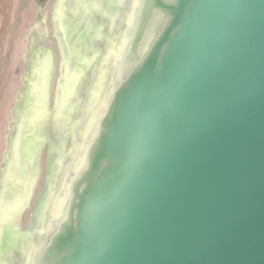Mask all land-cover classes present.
Here are the masks:
<instances>
[{
	"label": "water",
	"instance_id": "obj_1",
	"mask_svg": "<svg viewBox=\"0 0 264 264\" xmlns=\"http://www.w3.org/2000/svg\"><path fill=\"white\" fill-rule=\"evenodd\" d=\"M55 1L0 0V244L47 139L37 264H264V0H146L114 68L132 1Z\"/></svg>",
	"mask_w": 264,
	"mask_h": 264
},
{
	"label": "flooded vegetation",
	"instance_id": "obj_2",
	"mask_svg": "<svg viewBox=\"0 0 264 264\" xmlns=\"http://www.w3.org/2000/svg\"><path fill=\"white\" fill-rule=\"evenodd\" d=\"M56 1H55V3H56ZM131 1H132V3H131V7L130 8H127V10L122 8V10L119 11L120 13H122L124 15V21H123L122 25L120 26L119 30H118V27H112V26H110V24L109 25L107 24L104 27L105 31H106V28L109 29L108 31H106V38H115L116 39V44H115L116 52H113L112 55L108 54L107 59L105 58L106 59V63L108 65L112 66V68H114L116 66L115 59H116L117 55H119V56L122 55L124 57L127 54L128 55L132 54L133 50H135L137 41H139V39L142 36V33L140 32L141 28L136 29V25H137L136 23H137V20H138V18L140 16V13L142 12L141 4H142V2H146V0H131ZM50 37L54 38V40L56 41L57 49H58V56L57 57H55V54H54V52L51 49V53H52V68H51V72H50V81H51V77L53 75V71L56 68L55 67L56 60L57 59L60 60V62L62 64V53H61V49L59 47V40L56 37V35L55 34H50ZM90 51H91L90 53L92 54L93 53V49H91ZM129 57H131V56H129ZM100 59H102V52H99L96 55L95 61L97 62ZM61 64H60V70L58 71L59 72V77L56 80V87L58 86V82H59L60 77H61V67H62ZM125 66L126 65L123 64V68ZM120 67L122 68V64H121ZM119 71H114L113 70L111 75H110V77L108 78V80H106L107 92H106L105 95L103 94V97H105L108 94L109 88L111 86H113V84L116 81V78L118 79ZM50 83H49V89H48L49 90L48 96L50 95ZM56 90H57V88H56ZM49 101H50V96H49ZM67 145H69V142H68ZM48 147L49 148L51 147V142L49 140L42 139L41 141H39V143H38V155H37L38 159H39V157L42 154H43L42 155L43 161H44V158L45 159L48 158V153H47V148ZM41 163H42V161H41ZM1 176H2V174H1ZM33 184H34V182L32 183V190H33ZM32 190L29 193V198L33 196L32 195ZM29 198H28V201H29ZM27 204H28V202H27ZM26 209H27V206H26V208L24 210H22V213H21L20 217L18 218V220L20 218L22 219V216L25 213ZM49 219H50L49 216L47 218H45L43 224L38 226V228L36 230H34L32 233H30V235H27L26 237H24V235H23V232H22L23 229H22L20 223H19V226L18 225L17 226H15V225H6V223H5V226H4L5 232H4L3 238L1 239L0 253H3V252L7 253L8 250L12 249L13 245H17L18 247L21 248L20 249V254L22 253L23 259L27 255V258H28L27 262H30V264H37V255L41 251V249L44 246V244L47 242V239L50 238V236L53 233V231H51L49 229L50 228V224H48ZM38 230L39 231L43 230L42 234L44 235V237L42 238L40 243L36 246L37 248L34 247L32 249L29 245L30 244L33 245V244H35V242L38 243V240L35 237H34L35 239L32 238L31 235H33L36 232L38 234ZM30 239H34V240L32 242H29ZM12 243H13V245H12ZM29 250H31V251L28 252ZM11 261H13V259L10 258L9 263ZM0 264H2L1 259H0Z\"/></svg>",
	"mask_w": 264,
	"mask_h": 264
},
{
	"label": "trees",
	"instance_id": "obj_3",
	"mask_svg": "<svg viewBox=\"0 0 264 264\" xmlns=\"http://www.w3.org/2000/svg\"><path fill=\"white\" fill-rule=\"evenodd\" d=\"M47 41H48V44L50 45V47L52 48V51L54 52L55 57H57L58 56V49L56 46V41L54 40L53 37L47 38ZM28 71L30 73V65H29ZM51 83H50V92H51ZM54 83H55V81H54ZM23 102H24L23 98H21L20 106L23 104ZM48 148H47L48 158H46V159L44 158V161H43V159L41 160V156H40L39 159L37 160V166H36V172H35L34 184H33V190H32L33 196L31 195L32 197L29 198L27 209L25 210V211L31 210L29 220L27 222V226L25 228H23V226H22V223H24V221H25V219H24L25 216H23L24 217L23 222H22L21 218L18 220V222L21 224V227L23 229L22 232H24V233L28 232L29 229L31 230V228L37 222L38 213H39V205H41V203L44 201V199L46 197V193H47V186H48L50 180L52 179V174H53L52 166L53 165H52V158H51V147L49 149ZM41 161H42V167L40 166ZM45 166H46V173H45L44 177L42 178V172L44 171L43 167H45ZM20 249L21 248L18 246H13L12 249L8 250L7 253H5V252L0 253V259H1L2 264H22L23 255H22V253L20 254ZM10 257H12L11 259H13V261H11L9 263Z\"/></svg>",
	"mask_w": 264,
	"mask_h": 264
}]
</instances>
